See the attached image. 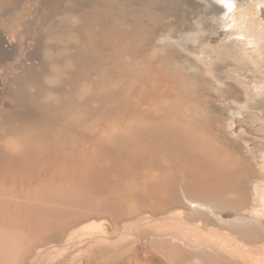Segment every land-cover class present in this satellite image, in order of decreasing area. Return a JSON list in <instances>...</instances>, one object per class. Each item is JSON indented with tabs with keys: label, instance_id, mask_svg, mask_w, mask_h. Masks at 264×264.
<instances>
[{
	"label": "rangeland",
	"instance_id": "374dc122",
	"mask_svg": "<svg viewBox=\"0 0 264 264\" xmlns=\"http://www.w3.org/2000/svg\"><path fill=\"white\" fill-rule=\"evenodd\" d=\"M244 5L248 18L264 26L252 0H238L230 13L220 0H0V29L8 41L0 57V138L31 139L42 176L37 182L43 191L38 201L42 231L33 264H195L194 259L247 264L264 254V225L257 232H234L208 212H190L185 198L209 202L219 216L231 215L241 191H249L244 175L256 173L251 154L264 137V83L255 75L264 76V55L258 58L250 36L243 34L250 20ZM202 24L207 29L200 39L185 40ZM205 45L208 51L237 45L259 68L242 70L223 58L214 61L212 73L204 72L197 57ZM257 50L264 54V44ZM229 69L249 86L252 99L228 78ZM178 80L194 83L188 97L206 114L201 140L167 135L157 140L160 136L151 131L177 98ZM147 89L161 95L168 89L171 96L144 104L140 97ZM245 102L248 107L241 111ZM25 107L32 109L31 116ZM16 109L26 116L12 115ZM231 119L232 131L227 130ZM181 151L204 162L202 180L175 179L167 184L168 196L154 199L146 181L156 169L145 162L174 166L164 156ZM207 155L215 158L214 165L223 161L219 170L239 174L230 182L235 184L207 185L210 179L225 180L209 173ZM66 183L73 194L53 193V187ZM77 186L80 192L73 190ZM179 208L181 217L175 215ZM94 220L101 221L104 233L84 234L80 228ZM172 234L186 244L173 245ZM222 242L231 251L223 252ZM205 243L217 244L218 251Z\"/></svg>",
	"mask_w": 264,
	"mask_h": 264
},
{
	"label": "bare ground",
	"instance_id": "6f19581e",
	"mask_svg": "<svg viewBox=\"0 0 264 264\" xmlns=\"http://www.w3.org/2000/svg\"><path fill=\"white\" fill-rule=\"evenodd\" d=\"M220 1L226 4V9H228V11L226 12L230 13V10H231L230 8H235L237 6L238 0H220ZM252 1H254L255 12H256L257 17L258 16L262 17L263 22H264V0H252ZM229 4L231 5V7H228ZM244 10H246L247 19H250L249 20L250 22L245 21L246 27H245L244 32L246 33H243V34H247L250 36V38H248V42L249 43L252 42L254 44L256 56L258 58H261V57L263 58L264 54L258 51L260 49L257 50V48H259L260 46L264 44V28H263L264 26L260 24L262 25V27H260L259 23L257 22V19L248 18V9H246V5H244ZM205 29H207V25L202 24V26L199 27V31L196 33V35L188 37L185 40L196 42L198 38L200 39L201 37L200 35ZM3 32L0 29V57L5 56V51L7 49V45H5V43L8 42V41L6 42ZM183 43H184V40L182 43H179L180 46ZM206 47L208 46L205 45L204 47H200L201 48L200 51L202 52V55L201 56L199 55L198 57L196 56L204 64V72L212 73L213 71L212 64L214 63V61L220 60L223 58L228 59L229 63L227 64L233 65V67L237 66V68L242 69V70L255 71L256 69L259 68L258 65H250L248 63L245 53L243 52L244 48H241L237 45L233 46L235 48H230V49L224 48L223 50H216V49L210 48L212 50H209V51ZM256 63H258V59L256 60ZM157 70L159 69L157 68ZM229 70H227L228 71L227 75H229ZM231 72L232 73L230 74V76L229 77L227 76V77L235 79L237 83L241 85V88L243 89V92L247 100L252 99L253 95L251 93V89L249 88V86L244 84L239 79V77L236 74H234L233 69ZM255 76L256 78L260 80L261 83H264L263 73L262 74L260 73L259 75L256 74ZM195 84L197 83L195 82ZM192 86L195 87L194 83L188 84L187 82L183 80L182 81L178 80L175 82L177 98L175 97V99L169 104L168 109L164 113H162L161 117H159L154 123L151 124V131H153L156 135L160 136L158 137L157 140L164 139L166 135L170 137H177V139L184 136L188 138V140L190 139L193 141L195 140L197 141L198 139L201 140V138L205 137L204 134L206 132L204 133V131L207 125L206 123L207 121L205 119L206 114L203 112L200 103L193 102L188 97L187 91H189V89L192 88ZM260 94L262 95L264 94V92H260ZM160 96H163L165 98H170L171 94L168 89H166L165 92L162 93V95L161 93L159 94V90L157 89H147L140 97V101L145 104L149 102L150 100L159 98ZM247 107H248V103L245 102L244 106H242L239 109L242 111V109L247 108ZM25 109L26 110H24V112L25 113L28 112L26 114H28L27 116L29 117V115L32 113V109L29 110V107L28 108L25 107ZM20 111L21 110L16 109L12 111V113L17 112V114L19 113V115H21L23 110L21 111V113ZM24 112L22 113V115L24 114ZM26 114H24L23 116L25 117ZM12 115H14V113ZM15 116L18 117V115H15ZM23 116L22 117L19 116V118L20 117L23 118ZM229 122L230 123L227 124V128H228L227 130L232 131V128H234L233 127L234 121L231 119ZM261 139L263 140L261 144H258L252 147V149L253 148L254 149L251 154V159L254 160L255 165L257 166L256 173H252V174L249 173V174L244 175L243 181L250 183L249 191H247L246 194L243 193V191H241L240 202L238 203L237 208L232 209L233 214L219 216L214 211L213 206L209 202L191 199L188 197H185L188 201V204H186L187 206L186 208L190 212H206V213L208 212L214 215L216 220L228 223L231 227V230L237 233H244V232L251 233V232H257L259 229H261L264 225L263 224L264 223L263 222L264 220V137H261ZM30 140L27 139L26 137H20V136H7V137L0 138V264H33L34 260L38 256L37 255L38 251L36 250L38 246L37 242L39 241V235H41L40 233L42 231L41 230L42 228L41 211H40V204L38 201L42 199L40 198V195H41V192L43 191L40 188V185L37 184V182L39 181V178L42 176H40L41 174L40 169L38 168L36 164L37 156L32 154L34 147H33V143ZM153 147L154 146H148L147 147L148 152L151 151ZM27 149L29 150V152L26 151ZM169 154L170 153L164 156V160L169 163L171 161L174 165V166L170 165L172 167L169 166L166 168H161L162 166L161 167L157 166L158 167L157 168L155 161H153L152 159L147 160V161L145 160L146 161L145 163L149 164L151 167L156 169L155 172L151 174V176L149 175L146 181L147 182V193L154 199H158L159 197L163 198L164 196H166L169 193L167 191V186H168L167 184L171 183L175 179L178 180L181 178L183 179L188 178V180L192 184H196L197 182H200V180H202L200 178V174H201V171L204 170L202 169L203 167L202 165H204V162H202L200 158H197L195 157V155L193 156L192 154L188 152H184V154L183 152L180 154L178 153L177 155L176 154L169 155ZM214 159L215 158L210 157V155H207L205 158L206 160L205 163L209 162V164L211 165V169H210L211 172L209 173L210 174L217 173V175L225 176V180L215 183V182H212L211 179L208 181L204 179L205 181L208 182L207 185L208 186L210 185L213 189H216V187H221V186H226V185L231 186L234 182L233 183H230V182L235 181V180H232V178H235L236 176L238 177L239 174L236 175V173H234L233 171H229V169L219 170L218 164H221L223 166V161L216 162V164L214 165L215 163ZM62 173L63 175L67 174L66 176L68 177L72 176L68 174L69 172L68 173L65 172L64 174V171H63ZM206 173H208L207 170H206ZM63 175L61 174L62 177ZM96 177L98 178V176ZM95 178H94V181H95ZM69 179H67L68 183H70ZM85 180L83 182H85ZM80 182L81 181L79 179V183ZM239 183H243V182L240 181L239 179L238 184ZM79 185H81V183ZM93 185L92 187H94ZM65 186H67V183L66 185L64 184V186L57 185L55 186V188L53 187V193H55L54 191H57V190L59 192L61 191L64 193H67V192H71L72 194L74 193L72 189L68 188L69 186L64 188ZM70 186H74V184ZM74 188L75 187H73V190L75 191L76 190L79 191L80 189L78 188V186L76 187V189ZM49 189L50 188H48V190ZM182 196H183V193H182ZM183 212L184 210L181 208H179L178 210L176 209L175 215H179L181 217ZM172 215L174 216V214ZM80 229L84 234H87L88 236L89 235L99 236L100 234L104 233L103 232L104 228H102L101 221H97V220L84 224L83 227ZM170 241H172L173 245L175 246L181 244L179 242H182L183 245L186 244L183 238L178 237L173 234L171 235ZM204 245L212 249L213 251H218L216 250L218 246L220 249H222V251L223 250L231 251V249H228L229 247L227 248V246L223 242L220 243L218 246L217 244L212 245V243H205ZM244 250L245 249H243V251ZM257 251H259V249ZM228 253L231 254L230 252ZM251 253H252V250H251ZM256 253L254 254V256L256 255ZM246 254H248V252ZM252 254H250V256ZM194 260H196L195 264H212L211 262H206L200 259H194ZM240 261H242V264H245L244 259ZM246 263L247 264H264V254H258L256 255L255 258L250 259L249 262H246ZM151 264H159V262L155 260V262H152Z\"/></svg>",
	"mask_w": 264,
	"mask_h": 264
},
{
	"label": "snow or ice",
	"instance_id": "6c2138e0",
	"mask_svg": "<svg viewBox=\"0 0 264 264\" xmlns=\"http://www.w3.org/2000/svg\"><path fill=\"white\" fill-rule=\"evenodd\" d=\"M228 6H229V7H231V5H230V4H229Z\"/></svg>",
	"mask_w": 264,
	"mask_h": 264
}]
</instances>
